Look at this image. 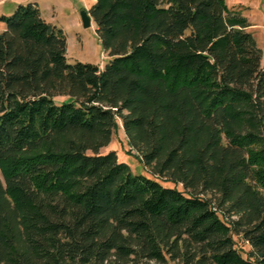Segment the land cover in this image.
<instances>
[{
  "label": "trees",
  "instance_id": "trees-1",
  "mask_svg": "<svg viewBox=\"0 0 264 264\" xmlns=\"http://www.w3.org/2000/svg\"><path fill=\"white\" fill-rule=\"evenodd\" d=\"M89 7L102 69L68 64L34 3L0 14V264H264V64L247 18L223 0ZM118 118L148 176L100 152Z\"/></svg>",
  "mask_w": 264,
  "mask_h": 264
},
{
  "label": "rangeland",
  "instance_id": "rangeland-1",
  "mask_svg": "<svg viewBox=\"0 0 264 264\" xmlns=\"http://www.w3.org/2000/svg\"><path fill=\"white\" fill-rule=\"evenodd\" d=\"M95 0H0V14L8 15L18 4L27 5L34 3L41 13V18L46 22L60 27L66 36V62L90 63L102 69L108 58V51L102 48L98 36L95 33V23L83 26L80 19V11L88 10ZM227 7L245 16L249 22L246 30L252 33L263 51L262 64H264V0H223ZM4 25L0 23V32ZM63 97L57 98L61 100ZM117 120V128L112 133L111 141L100 149L101 153L115 150L118 161L128 163L133 173L148 176V169L144 167L140 159L127 145V139L121 127V120ZM180 189V186L178 185ZM234 242L242 256H246L249 245L239 236L234 237ZM149 264H153L152 262ZM166 264H176L168 261Z\"/></svg>",
  "mask_w": 264,
  "mask_h": 264
},
{
  "label": "water",
  "instance_id": "water-1",
  "mask_svg": "<svg viewBox=\"0 0 264 264\" xmlns=\"http://www.w3.org/2000/svg\"><path fill=\"white\" fill-rule=\"evenodd\" d=\"M80 19L83 23V26H85V27L91 24V21H90L91 16H90L89 11L87 9L80 11Z\"/></svg>",
  "mask_w": 264,
  "mask_h": 264
}]
</instances>
